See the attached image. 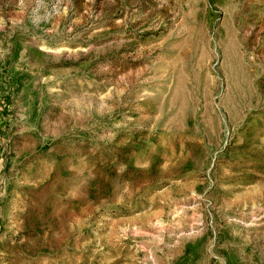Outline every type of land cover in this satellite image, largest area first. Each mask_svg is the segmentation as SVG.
Here are the masks:
<instances>
[{
  "label": "rangeland",
  "instance_id": "obj_1",
  "mask_svg": "<svg viewBox=\"0 0 264 264\" xmlns=\"http://www.w3.org/2000/svg\"><path fill=\"white\" fill-rule=\"evenodd\" d=\"M0 264H264V0H0Z\"/></svg>",
  "mask_w": 264,
  "mask_h": 264
}]
</instances>
